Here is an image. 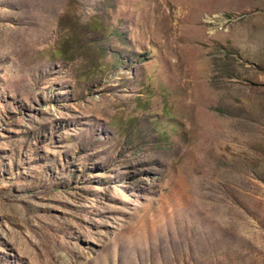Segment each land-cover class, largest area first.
<instances>
[{
    "label": "rangeland",
    "instance_id": "obj_1",
    "mask_svg": "<svg viewBox=\"0 0 264 264\" xmlns=\"http://www.w3.org/2000/svg\"><path fill=\"white\" fill-rule=\"evenodd\" d=\"M0 264H264V0H0Z\"/></svg>",
    "mask_w": 264,
    "mask_h": 264
}]
</instances>
